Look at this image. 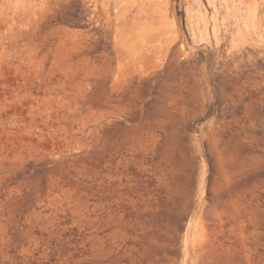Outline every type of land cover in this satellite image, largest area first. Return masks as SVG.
<instances>
[{
    "label": "rangeland",
    "instance_id": "rangeland-1",
    "mask_svg": "<svg viewBox=\"0 0 264 264\" xmlns=\"http://www.w3.org/2000/svg\"><path fill=\"white\" fill-rule=\"evenodd\" d=\"M0 264H264V0H0Z\"/></svg>",
    "mask_w": 264,
    "mask_h": 264
},
{
    "label": "bare ground",
    "instance_id": "bare-ground-1",
    "mask_svg": "<svg viewBox=\"0 0 264 264\" xmlns=\"http://www.w3.org/2000/svg\"><path fill=\"white\" fill-rule=\"evenodd\" d=\"M104 8V7H103Z\"/></svg>",
    "mask_w": 264,
    "mask_h": 264
}]
</instances>
